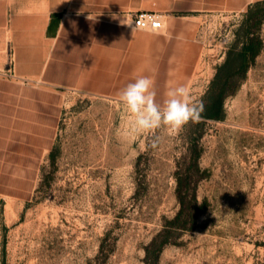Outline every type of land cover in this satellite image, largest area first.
<instances>
[{"label":"rangeland","instance_id":"rangeland-1","mask_svg":"<svg viewBox=\"0 0 264 264\" xmlns=\"http://www.w3.org/2000/svg\"><path fill=\"white\" fill-rule=\"evenodd\" d=\"M8 2L0 0V264H145L160 233L158 264H264V2L196 16L179 39L180 60L194 62L116 64L109 82L106 64L81 63L90 68L69 85L26 77L25 32L12 30ZM163 19L161 30L133 31L164 34ZM246 45L245 70L234 60L221 68ZM142 75L160 103L181 84L203 106L223 89L221 118L133 135L118 93ZM178 190L188 207L179 220L192 229L174 227Z\"/></svg>","mask_w":264,"mask_h":264},{"label":"crops","instance_id":"crops-1","mask_svg":"<svg viewBox=\"0 0 264 264\" xmlns=\"http://www.w3.org/2000/svg\"><path fill=\"white\" fill-rule=\"evenodd\" d=\"M257 1L262 0H9L8 8L12 30L25 32L20 53L29 69L25 76L69 85L90 68L81 63L106 64L102 79L109 82L115 79L116 64H122V71H147V64L168 62L171 70L180 61L194 62L180 60L179 39L192 35L196 16L241 12ZM140 9L165 16L164 34L133 31L140 30L132 26V14ZM134 63L139 66L132 67Z\"/></svg>","mask_w":264,"mask_h":264},{"label":"clouds","instance_id":"clouds-1","mask_svg":"<svg viewBox=\"0 0 264 264\" xmlns=\"http://www.w3.org/2000/svg\"><path fill=\"white\" fill-rule=\"evenodd\" d=\"M119 102L129 114V126L133 135L155 134L165 128L177 133L189 122L198 123L204 111L203 103L190 101V92L185 85H177L166 93L162 103L157 102L155 81L149 76L135 77L119 93ZM159 137L151 146H158Z\"/></svg>","mask_w":264,"mask_h":264},{"label":"trees","instance_id":"trees-1","mask_svg":"<svg viewBox=\"0 0 264 264\" xmlns=\"http://www.w3.org/2000/svg\"><path fill=\"white\" fill-rule=\"evenodd\" d=\"M264 2V0L262 1H257L252 3L253 4H258ZM250 5V6H251ZM251 47H249L248 45L244 46L241 51H239L236 55L230 57L228 56V58L226 59L224 65L221 68H226L227 66H229L231 64V60L238 64L239 66L242 67V70H245L246 68V64H247V56H248V52L250 51ZM227 79H225V81L223 82V85L227 83ZM224 90L221 89L218 93L213 94L211 97L207 98L206 104L204 105V112L202 113L203 117L206 118H221V109H222V99L224 97ZM215 110V112L212 111ZM186 193L183 194V192H181V190H178V197L180 199V203L182 204L178 215H176V218H174V222H175V226L176 228L179 229H192L194 227V222L192 221L191 223L184 220L181 221L179 220L180 217L183 215V212L185 211V208L188 209V207H186L185 205H183V203L185 202V198H186ZM194 203H197L196 201H194ZM194 205V204H193ZM196 205H194L193 207H195ZM200 209V208H198ZM197 210H193V214H197L200 210H198V212H196ZM188 213V212H187ZM167 229V226H165L164 230ZM161 234V233H160ZM158 234V237L159 235ZM156 236L152 242L150 243V245L145 249V259L144 262L145 264H158V257H159V253L160 250L162 248V242L160 244L159 239Z\"/></svg>","mask_w":264,"mask_h":264},{"label":"built area","instance_id":"built-area-1","mask_svg":"<svg viewBox=\"0 0 264 264\" xmlns=\"http://www.w3.org/2000/svg\"><path fill=\"white\" fill-rule=\"evenodd\" d=\"M132 26L140 30H161L163 15L156 10L140 9L132 14Z\"/></svg>","mask_w":264,"mask_h":264}]
</instances>
